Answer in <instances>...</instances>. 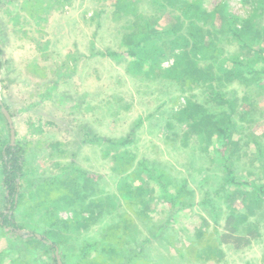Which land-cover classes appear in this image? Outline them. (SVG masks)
Returning a JSON list of instances; mask_svg holds the SVG:
<instances>
[{
	"label": "rangeland",
	"instance_id": "1",
	"mask_svg": "<svg viewBox=\"0 0 264 264\" xmlns=\"http://www.w3.org/2000/svg\"><path fill=\"white\" fill-rule=\"evenodd\" d=\"M117 1L33 0L51 10L43 21L25 10L20 32L15 20L0 16V138L12 139L4 107L15 140L18 133L28 143L18 232L51 238L63 264H264V202H244L247 194L264 200V90L255 81L197 88L170 80L173 52L184 50L172 46L154 73L145 74L147 64L132 71L122 43L132 22L141 30L149 23L150 40L164 45L174 19L171 11L155 19L165 11L159 0H139L137 16L120 18ZM189 1L212 10L224 0ZM229 2L238 17L261 11L258 0ZM260 20L264 25V15ZM4 23L12 33L6 26L5 35ZM211 39L224 56L264 52V35L249 39L252 47L227 34ZM210 88L229 97L211 100ZM188 100L216 124L230 125L228 141L190 127L191 111L179 113ZM124 139L127 146L116 144ZM1 171L0 160L4 211ZM18 238L0 227V264H45L49 254L25 249Z\"/></svg>",
	"mask_w": 264,
	"mask_h": 264
},
{
	"label": "trees",
	"instance_id": "2",
	"mask_svg": "<svg viewBox=\"0 0 264 264\" xmlns=\"http://www.w3.org/2000/svg\"><path fill=\"white\" fill-rule=\"evenodd\" d=\"M138 1L139 0H118L114 12H116L120 18H132L133 16H137L139 10L134 7V5ZM158 3L159 6L164 7L162 9L165 11L162 13L155 12V19H162V14L170 11L172 15L171 20L174 19L173 25L169 23L170 26L166 30L169 36V42L164 45L154 43L150 40V24L146 23L145 28L141 30L139 28V23L133 21V25L130 26L129 32L125 34L124 38L126 40L122 41L123 45L128 47L127 53L133 58V60L129 62V67L132 71H141L147 64V66L150 65V69L145 70V74L154 73L160 58L165 59V56H172L171 53H169L170 55L168 54V47L171 48L172 46L175 49L183 48L184 50H182L181 53L175 52L176 50L173 52L175 56L174 64L166 70L170 76V80L179 81L186 79V81H189L191 85H195L197 88H205L204 85L208 82L209 86L212 87L213 81L218 82L221 80L225 83L237 81L236 84L239 85H241V82H243V85H246V83L248 84L255 81L257 82V87L260 89L261 86L264 90V52L262 50H256L254 56L251 58L224 56L222 48L215 43V39H211L214 32L223 35L227 34L233 37V39L240 41L243 46L252 47L251 43H249V39L255 38L256 36L262 37L264 35V25L261 24L260 20V17L264 15V0H258V6H260L261 11L259 12L256 9L254 13L250 14L248 17H238L235 13L230 11L229 0L222 1L212 10L204 7L200 1L159 0ZM176 4L181 5L182 8L177 9ZM33 5L35 4L32 3V6ZM30 14L32 17L34 11L31 10ZM131 31L133 32L128 35ZM138 33L141 35L139 38H137ZM129 38L130 40H128ZM103 54L116 58L118 56L117 53L113 51H107ZM215 61H220L219 66L214 64ZM202 62H204L203 65H201ZM52 89H54V86ZM210 89L214 90L211 100L216 98L217 93L219 96L229 97L218 88ZM226 99L222 98L223 101L221 99L218 101L222 104L226 102L227 105H229V99ZM189 111H191L189 116L193 118L192 121L189 122L190 127L195 128L196 131L202 133L204 137H206V135L208 136V130L210 135L214 134L218 136L216 134L217 132L223 136L225 135L228 141L230 135L229 124L223 127L216 124L215 119L210 117L205 107L195 101L188 100L186 106L181 109L179 113L186 115ZM195 115H198V117L194 118ZM229 118L230 116L227 117V120ZM8 125V134L10 136L11 127L9 122ZM127 139L120 142L118 141L116 144L121 147L127 146L130 142ZM23 141L24 140L19 137L18 133L17 139L13 143L11 138H0V160L2 164L1 183L4 193L2 202L6 201L7 204L5 210L0 211V227L8 229L11 233L19 236L18 239L23 242L22 245L25 244V249L31 252L43 250L46 255L49 254V257L47 256L44 262L45 264H60L59 255L56 253L59 248L51 238L36 232L28 236V238L23 239L18 232L20 225L16 222L15 212L21 197L20 180H22L25 175L28 151V148L25 147L28 143L26 142L24 144ZM211 141L212 140H209L207 142V146L210 145ZM107 142L113 143L109 139ZM55 145H60V143ZM218 165L222 168L221 164ZM78 185L79 183L73 186L77 196L82 193L83 188L79 189ZM259 190L262 194V192H264V186L261 185ZM218 191L219 189L216 190V192ZM252 196L254 195H246V201H244L246 207L253 208L256 207L257 204L260 206L263 205V194L255 199L252 198ZM64 198H66L67 202L71 203L69 205L74 203V198H71L70 195H66ZM230 219H232V217H230ZM51 253H53V257L50 256Z\"/></svg>",
	"mask_w": 264,
	"mask_h": 264
},
{
	"label": "crops",
	"instance_id": "3",
	"mask_svg": "<svg viewBox=\"0 0 264 264\" xmlns=\"http://www.w3.org/2000/svg\"><path fill=\"white\" fill-rule=\"evenodd\" d=\"M32 2H33V0H29V1L25 0L24 3L21 2L18 5V2L16 0H0V16L5 14L11 21L15 20L16 24H17L16 32H20V30H22L21 19H23L25 17V15H26V14H24L25 10L27 12H28V10H33L34 11V15L32 16V18L33 19L34 18H38L41 21H43L46 18V16H47L46 11H50L51 10V8H45L44 9L43 6H42V8H40V7L38 8V6H39L38 4H36L35 6H32ZM14 3H17V5H15ZM13 4H14V8H13ZM24 4H26V6ZM29 16L31 17L30 12H29ZM18 24H20V25H18ZM6 26H7V29L9 31V33L11 32V30H9V28H8V23H6V25L4 23V28L3 29L5 31V35H6V30H7ZM46 46L49 47L48 44H46ZM234 83H235V81H234ZM143 131H144V134L146 135L147 131H145V130H143Z\"/></svg>",
	"mask_w": 264,
	"mask_h": 264
},
{
	"label": "water",
	"instance_id": "4",
	"mask_svg": "<svg viewBox=\"0 0 264 264\" xmlns=\"http://www.w3.org/2000/svg\"><path fill=\"white\" fill-rule=\"evenodd\" d=\"M3 111L6 114L8 120H9L10 126H11V130H12V143H13L15 141V132H14L13 125H12V118H11L10 114L7 112L6 108L3 107ZM60 264H62L61 260H60Z\"/></svg>",
	"mask_w": 264,
	"mask_h": 264
}]
</instances>
